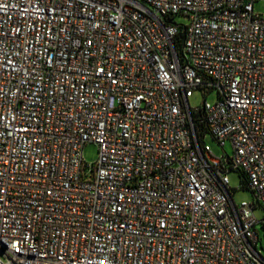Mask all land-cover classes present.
<instances>
[{"label": "built area", "instance_id": "1", "mask_svg": "<svg viewBox=\"0 0 264 264\" xmlns=\"http://www.w3.org/2000/svg\"><path fill=\"white\" fill-rule=\"evenodd\" d=\"M259 2L0 0V264H264Z\"/></svg>", "mask_w": 264, "mask_h": 264}, {"label": "rangeland", "instance_id": "2", "mask_svg": "<svg viewBox=\"0 0 264 264\" xmlns=\"http://www.w3.org/2000/svg\"><path fill=\"white\" fill-rule=\"evenodd\" d=\"M254 9L256 12H262L264 10V3L259 2L254 5ZM174 21L177 24L187 25L189 23V19L183 15H177L174 17ZM217 100V96L214 92L204 95L200 90H194L192 97L189 99V105L191 108L201 107L206 101L209 104H214ZM203 143L209 147L212 154L216 157L224 156L225 154L228 157H232L233 149L229 141L225 143L223 147H221L209 133H206L203 138ZM98 155L97 146L93 143H88L83 148V159L85 162L92 164L96 161ZM228 180H229V188L232 194V199L235 205H240L242 202L252 203L254 202L253 193L244 186L241 175L238 171H230L228 172ZM253 214L257 221H261L264 217V212L260 207H255L253 210ZM256 231L258 233V243L256 249L258 252L264 257V229L262 225L258 223L256 225Z\"/></svg>", "mask_w": 264, "mask_h": 264}, {"label": "trees", "instance_id": "3", "mask_svg": "<svg viewBox=\"0 0 264 264\" xmlns=\"http://www.w3.org/2000/svg\"><path fill=\"white\" fill-rule=\"evenodd\" d=\"M177 39V42H178V46L180 47V42H181V40L180 39H183V34H181V33H179V35H178V37L176 38ZM180 50V52H181V48L179 49ZM196 128L198 129V131H199V135H200V137L202 136V135H204V134H206L207 133V129H206V127H205V125L203 124V123H199V122H197L196 123ZM239 173H240V175H241V178H242V180H243V184H244V186L246 187V188H248L247 186V180H246V177H245V175L243 174V172H241V171H238ZM262 228L264 229V226H262Z\"/></svg>", "mask_w": 264, "mask_h": 264}, {"label": "water", "instance_id": "4", "mask_svg": "<svg viewBox=\"0 0 264 264\" xmlns=\"http://www.w3.org/2000/svg\"><path fill=\"white\" fill-rule=\"evenodd\" d=\"M226 159H228V157H226Z\"/></svg>", "mask_w": 264, "mask_h": 264}]
</instances>
